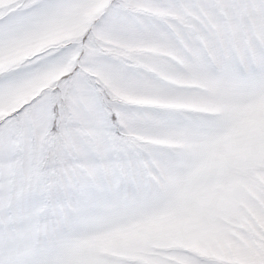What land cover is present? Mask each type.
Wrapping results in <instances>:
<instances>
[{
    "label": "snow or ice",
    "instance_id": "obj_1",
    "mask_svg": "<svg viewBox=\"0 0 264 264\" xmlns=\"http://www.w3.org/2000/svg\"><path fill=\"white\" fill-rule=\"evenodd\" d=\"M0 264H264V0H0Z\"/></svg>",
    "mask_w": 264,
    "mask_h": 264
}]
</instances>
